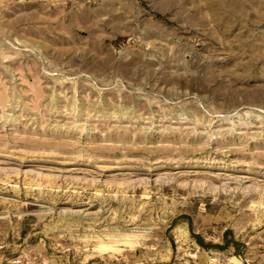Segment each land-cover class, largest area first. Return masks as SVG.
Segmentation results:
<instances>
[{
    "label": "rangeland",
    "instance_id": "374dc122",
    "mask_svg": "<svg viewBox=\"0 0 264 264\" xmlns=\"http://www.w3.org/2000/svg\"><path fill=\"white\" fill-rule=\"evenodd\" d=\"M0 264H264V0H0Z\"/></svg>",
    "mask_w": 264,
    "mask_h": 264
},
{
    "label": "bare ground",
    "instance_id": "6f19581e",
    "mask_svg": "<svg viewBox=\"0 0 264 264\" xmlns=\"http://www.w3.org/2000/svg\"><path fill=\"white\" fill-rule=\"evenodd\" d=\"M108 246V245H107ZM105 248V247H104ZM107 249V248H106Z\"/></svg>",
    "mask_w": 264,
    "mask_h": 264
}]
</instances>
